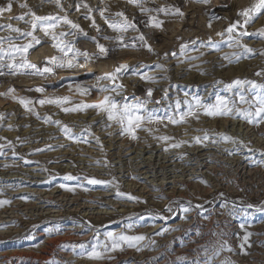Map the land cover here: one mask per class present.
Segmentation results:
<instances>
[{
    "label": "rangeland",
    "instance_id": "1",
    "mask_svg": "<svg viewBox=\"0 0 264 264\" xmlns=\"http://www.w3.org/2000/svg\"><path fill=\"white\" fill-rule=\"evenodd\" d=\"M245 1L248 3L246 4ZM256 2L257 0H208L207 3L202 0H137V2L60 0L62 7H58L55 0H12V11L0 13V24H11L22 31H31L30 23L26 22L31 20V16H25L24 20L15 17L32 11L39 16L67 15L83 30L81 32L80 29H72L59 21L57 27L52 30L57 34V39L53 40L51 34L45 35L40 28L36 29L34 35L40 39L41 43L29 50L27 54L29 62L40 68L45 67L47 58L62 55L55 47L60 41L80 53H88L90 58L84 59L81 56L75 61L77 67L55 68L52 74L41 76L30 74L32 71L30 69H9L7 65L12 62L11 58L0 54L3 55L2 62L5 65L0 68V72L4 73L0 75V94L7 93L9 88L14 89L12 93L0 95V138H6L0 139V145H2L0 175L4 171L6 174L5 179L1 178L0 181V201H9L7 204L0 205V211H12L11 203L13 202H15L14 208L19 209L16 212L15 209L13 210L18 216L12 222L0 224V230L7 232L0 234V264H50V262L51 264H264V211L259 210L264 208V196L256 199L247 197L240 193V189H238L239 192L237 190L231 193L225 192L217 181L214 186L210 182V185L207 184L205 176L207 155H202V158L188 157L189 151L206 147L208 142L215 147L212 152L218 156L221 155L220 150L225 145L242 149L243 146L238 142L243 141L247 144L245 128H261L264 124L257 126L249 123L235 111L230 115L209 116L204 113L203 107L197 108V100L200 101L201 106L213 105L216 103L217 96L226 98L230 107L242 111H254L258 106L256 97L264 93V89H253L250 84L233 85L232 88H228V85L237 79L264 84V36L258 34V31L264 28V14L258 15L253 22L246 25L247 32L256 34L241 38L242 44L254 50L252 53L236 46L235 43L229 46L226 33L224 36L218 35L224 32L229 24L237 20L242 21L243 17L239 13ZM7 3L8 0H0V7H5ZM21 5H27V7H21ZM141 7L145 10L141 11ZM162 7L170 10L178 7L183 12V16L156 11ZM101 11L104 12L103 16ZM119 12H123L128 21L135 24V27L128 28L126 32L109 27L110 23L123 22V17L116 15ZM153 16L163 21L160 28L152 26ZM93 19L95 27L92 23ZM60 32L70 34L61 37L58 35ZM141 34L151 45L152 51L141 47L139 40L133 41L132 38ZM121 35L125 43L135 42L137 46L121 47L118 39ZM7 36H12L14 39L3 42L5 49L9 43L24 44L31 39V37L15 39L19 36L18 33L7 28L0 29V37ZM92 37L96 38L95 41ZM209 37L214 42L212 45L206 43ZM193 40H197L195 48L190 43ZM97 41L109 49L107 56L97 58L93 55L98 52ZM201 41L205 43H200ZM183 44H187L188 47L181 53L180 48ZM38 51L42 55L39 54L38 58H34L33 55H36ZM73 56L74 53L69 52L67 59H73ZM16 59L20 60L19 55ZM119 64L131 66V70L116 82L124 85L123 89H117L120 95L115 96L119 103H142L155 116L165 118L172 116L176 119L192 108L196 111L198 118L187 116L185 123L178 124H172L167 119H164L162 123H146L142 128L137 129V138L133 139L131 134L122 133L120 125L107 121L106 114L98 113L96 109L69 112L62 110L63 107H73L81 102L92 104L103 99L108 93L99 89L110 82L98 80L97 77L112 72ZM136 70L152 76L153 79H141L140 75L133 74ZM13 72L15 74H12ZM69 72L85 73L79 78L67 75ZM76 85L94 87H91L87 94L81 95L76 91ZM39 87L44 89L43 93L36 91ZM149 88L153 89L151 95L147 91ZM241 95L244 96L245 102H241ZM57 96H68L70 100L63 106L38 103L39 99ZM20 98L33 101L29 105L32 108L31 112L20 103ZM95 118L101 120L91 121ZM57 120L61 123L51 122ZM76 121L84 124L75 123ZM85 121L88 122L85 123ZM106 124H111V127H106ZM64 125L72 129L75 139L66 137L63 131ZM234 127L235 129H232ZM149 128L152 131H148ZM29 130L37 132L31 137L33 140L24 135ZM184 130L191 132V136H183L181 132ZM43 132L46 135H52L50 139L37 137ZM205 133L208 134L209 139L196 143L193 138L203 137ZM218 133L235 138L237 143L220 139ZM163 136H168L170 139L167 141L158 139ZM188 136L191 139H185ZM96 137L99 138V142ZM9 141H11L10 144ZM110 141L114 145L110 146ZM181 141L186 143H180ZM173 143H180V147H170ZM142 144L150 146V149L166 144L168 150L178 152L176 163L181 164H178V169L169 166L157 169L158 166L152 164L157 171L155 177L151 178V182L138 178L136 171L131 177L116 173L115 168L118 167V164L114 163L117 161L116 156L125 155L129 147L140 151L143 149ZM47 145L52 147L49 149ZM88 147L101 154H96L95 158L85 153L69 155V157L81 155L94 161L87 166L77 167L76 160H56L60 152L74 153L76 150L81 151L82 148V152H87L88 150L85 149ZM36 149L44 150L36 151ZM123 149H125L123 154H119ZM215 158L219 160L217 156ZM186 160L190 162L188 167L184 165ZM198 160L203 161L201 166L205 173L196 168ZM32 166L40 167L38 172L43 173L42 181L32 183V180L19 178H31L20 172ZM220 166L221 162L216 161L217 175L221 173ZM95 167L104 168L106 174L99 175L96 170H93ZM121 167L126 174L129 170H133L130 163H123ZM193 171L199 174H196L194 179L187 178L192 175L185 174ZM10 173L18 175L14 178L15 181L7 179V174ZM69 173L77 179H65ZM174 173L182 174L180 177L182 181L176 182L175 187L159 181L160 178L169 177V174L171 176ZM86 177H94L110 183L91 185L87 183ZM61 185L74 187L76 190L68 191ZM6 186L18 191L35 189L50 192L59 189L63 197L79 196L85 200H89L94 194L110 192L113 195L112 201L126 202L133 206L126 213L107 215L109 218L106 219H86L65 210L52 220H44L49 217L37 218L36 216L29 219L26 214L30 211V204L36 202L37 196L31 192L22 191L11 196L12 199H10ZM139 190L141 193L138 192ZM117 192L130 194L138 199H129L127 195H117ZM226 198L237 205V209L234 210L237 212H234L232 216L233 223L222 216V202ZM243 198L249 204H246ZM185 207L190 209L187 213L183 211ZM217 219H219L218 222L215 221ZM240 222L246 223L245 225L249 228ZM175 223H180V227L175 228ZM108 233L117 237L121 234L143 235L145 239L136 242L135 246L130 247L127 242H120L118 247L113 248V241ZM60 237H71L74 240L47 244L48 240ZM94 249L102 254L101 259L90 258L89 254ZM214 252L219 254L213 255Z\"/></svg>",
    "mask_w": 264,
    "mask_h": 264
},
{
    "label": "snow or ice",
    "instance_id": "2",
    "mask_svg": "<svg viewBox=\"0 0 264 264\" xmlns=\"http://www.w3.org/2000/svg\"><path fill=\"white\" fill-rule=\"evenodd\" d=\"M56 4L58 7H62L60 4V0H55ZM130 2H137V0H130ZM202 2L207 3L208 0H202ZM21 7H27V5H21ZM84 7H87V5H84ZM13 8V3L12 0H8V3L5 7H0V13H5V12H11ZM145 9L141 7V11H144ZM77 11H79V6H77ZM157 12H164L167 14H175L179 16H183V12L181 11L180 8L176 7L173 9H169L167 7H162L158 8L156 10ZM264 14V0H257L255 4H253L249 8L243 9L239 15L243 17V20H237L231 24L225 29L224 32L218 33L220 36H224L225 33L227 34V39L229 41V46H232L233 43L236 44V46L241 47L245 49L247 52L252 53L254 50L250 48L246 44L241 43V38L245 36H252L255 35L256 33H249L247 32L246 25L250 24L253 22L255 18L258 17V15ZM104 15V12L101 11V16ZM117 16L123 17V22L120 24L117 23H110L109 27L113 29H118L120 32H126L128 28H134L135 24L130 23L128 21V18L124 16L123 12L116 13ZM25 16H31L30 21H26L30 23L31 25V31H22L18 27H14L11 24H0V29L7 28L12 32H16L19 34V36L15 37V39H19L22 37H31V39L24 44H13L9 43L7 49L3 46V42L5 40L11 41L14 38L12 36H7V37H0V54H5L9 56L12 60L11 63L7 65L9 69H19V68H25V69H30L32 70L30 74L32 75H47V74H52L54 72L55 68H67V69H73L77 67V64L75 61L80 58L81 56L84 59H89L88 53H80L77 50H74L70 45H66L63 43V41L57 42L55 47L59 50V52L62 54L60 56H52L46 59L45 64L46 66L43 68L38 67L36 64L31 63L27 59V54L29 53V50L34 48L35 45H38L41 43L40 39H38L34 35V31L38 28H40L45 35H52L53 40L57 39V34L53 32L52 30L57 27V23L59 21H62L64 24L70 26L72 29H80V26L78 24H75L72 20L68 18L67 15L64 16H39L35 12L29 11L28 13H25L23 15H20L18 17H15L16 19L24 20ZM87 18V17H86ZM152 26L156 28H160L162 26L163 21L158 20L155 16L152 18ZM218 19V17H217ZM93 26L95 27V20L93 19L92 21ZM209 27H211V23H209ZM81 32H83L82 29H80ZM70 33H64L60 32L58 35L63 37L65 35H68ZM85 36L87 33H83ZM259 35L264 36V28H261L258 31ZM92 39L95 41V37H92ZM120 41V46L121 47H135L137 46L136 43L128 44L124 42V37L121 35L119 38ZM133 41L139 40L141 42L140 46L141 47H146L148 48L149 51H152V47L150 44L146 42V39L143 34L139 35L138 37L132 38ZM193 48H195L197 44V40H193L190 42ZM200 43H205L201 41ZM208 45H212L214 42L212 41V38L209 37L208 41L206 42ZM97 47H98V52L94 53L93 55L96 56L97 58L100 56H107L109 49L105 47L104 44H100L97 41ZM188 47L187 44L181 45L180 51L181 53L184 52V50ZM73 52L74 56L73 59H67L68 53ZM19 55L20 60L17 61L16 57ZM167 55V53L165 54ZM175 55V53H173ZM227 59V56L225 57ZM239 59V57H237ZM3 55H0V68H3L5 65L3 64ZM158 67H163V65H158ZM131 70V66L128 64H119L118 66L115 67V69L112 72H108L103 74L100 77H97L98 80H107L110 83L108 85L100 87V91L108 93L101 99L100 101L96 103H78L73 107H63L62 110L64 112H69V111H84L86 109H96L98 110V113L102 112L106 114L107 121L109 122H114L118 125L121 126L122 128V133H128L131 134L133 139H136V131L137 129L142 128L146 123L151 124V123H162L164 119H167L168 122L172 124H178V123H185L186 122V117L187 116H196L198 118V115L196 111H194L192 108L189 109L187 113L181 114L179 119H176L172 116L168 117H159L155 116L153 112H150L147 110L146 106L142 103H119L116 99L115 96L120 95V92L117 90L123 89L124 85L123 84H117L116 82L119 80V78L128 73ZM3 72H0V75H3ZM12 74H15L13 72ZM133 74H138L141 76V79H146V80H152V76H148L144 73H140L139 70H136ZM257 75H261V73H257ZM244 84H250L253 89H264V84H258L256 81H247V80H235L233 81L232 84L228 85V88H232L233 85H244ZM94 86H88V87H83L80 85H76V91H78L81 95H85L88 93L89 89ZM14 89L9 88L7 93H3L0 95H7L8 93H12ZM36 91L43 93L44 89L42 87H39L36 89ZM148 94L151 95L153 89L149 88ZM70 98L68 96H57L54 98L50 97H45L42 99L38 100V103L40 105L44 104H58V105H65L69 102ZM241 102L244 101V96H240ZM20 103L25 106V108L31 112L32 108L29 107L30 104L33 103L30 99H25V98H20ZM256 103L257 107L255 108L254 111H242L240 109L230 107L229 102L226 98L217 96L216 98V103L213 105H207V106H201L200 101L197 100V108L203 107V111L206 115L209 116H224V115H230L234 111L238 115H242L249 123L255 124V125H260L261 123H264V93H260L256 97ZM50 119V118H48ZM56 124H60V121H51ZM106 127H111V124H106ZM166 126V125H165ZM11 127V126H10ZM63 131L68 139H75V136L72 132V129H70L67 125L63 126ZM148 131H152L151 128L148 129ZM220 139L224 141H231L232 143H237L236 139L225 135V134H217ZM0 139H6V138H0ZM158 139L162 140H169L170 138L168 136H163V137H158ZM196 143H202L205 140L209 139V136L207 133L203 135V137L197 136L193 138ZM96 140L99 142V138L96 137ZM86 142V141H85ZM11 141H9V144ZM180 143H186V141H181ZM180 143H173L170 145V147L173 148H178L180 147ZM239 145H242L243 147H248L246 144H244L243 141L238 142ZM61 147H65L66 145H60ZM47 148H51V145H47ZM0 148H2V145H0ZM44 149H36V151H43ZM167 150V149H165ZM249 151H252L251 148L248 149ZM65 179L67 180H75L77 177L73 176L71 173L67 174ZM88 184L91 185H96V184H107L110 183L109 181H102L94 177H86ZM62 188H67L68 191H75L76 189L74 187H68L67 185H61ZM117 195L123 196L127 195L129 199L137 200V197L131 196L130 194H125V193H120L117 192ZM9 201H0V205L7 204ZM200 207V206H198ZM249 207H252V205H249ZM190 209L185 207L183 211L187 213ZM260 211H264V208H260ZM199 234V233H197ZM250 235V233L248 234ZM109 238L112 239L113 244L112 247L116 248L119 246L120 242H127L128 245L135 246L136 242L142 241L145 239L143 235H137V236H128V235H123L121 234L120 236H114L112 233H108ZM245 241L247 240V235L245 236ZM243 248V244L241 245ZM223 248V244L221 245V249ZM230 250V249H229ZM218 252H214L213 255H218ZM90 258L93 259H101L102 254L95 249L89 254ZM211 259V258H209ZM51 264V262H50Z\"/></svg>",
    "mask_w": 264,
    "mask_h": 264
},
{
    "label": "bare ground",
    "instance_id": "3",
    "mask_svg": "<svg viewBox=\"0 0 264 264\" xmlns=\"http://www.w3.org/2000/svg\"><path fill=\"white\" fill-rule=\"evenodd\" d=\"M246 2V1H245ZM248 2H246L247 4ZM228 12V11H227ZM206 13V12H205ZM210 14V13H209ZM199 19V18H198ZM203 19V18H202ZM199 22V21H198ZM228 23V22H227ZM193 24V23H192ZM184 26V25H183ZM213 28V27H212ZM212 30V29H211ZM209 32V31H208ZM212 32V31H211ZM48 40V39H47ZM48 42V41H46ZM46 45V44H45ZM47 47V46H46ZM45 47V48H46ZM42 49V47L40 48ZM44 51V50H43ZM47 51V50H46ZM45 51V52H46ZM51 52V51H50ZM39 54H41L39 51L38 53H36V55H33L34 58H38L39 57ZM50 54V53H49ZM169 54V53H168ZM42 55V54H41ZM51 56V54L49 55ZM42 58V56H41ZM40 59V58H39ZM89 70V69H87ZM91 70V69H90ZM89 70V71H90ZM86 71V70H85ZM78 72V71H77ZM67 73V75L69 76H77V77H81L85 72H82V73ZM49 80V79H48ZM62 80V79H61ZM50 81V80H49ZM69 81V80H68ZM138 81V80H137ZM20 82V81H19ZM21 83H23L21 81ZM48 83V82H47ZM132 83V82H131ZM139 83V81H138ZM137 83V84H138ZM54 84V83H53ZM141 85V84H139ZM101 120L100 118H95V119H92L91 121H94V122H97ZM88 122V121H85V123ZM75 123H78L77 121ZM78 124H84V123H78ZM242 127V126H241ZM232 129H235L232 128ZM242 133V132H241ZM37 134V132H33V130H29L27 131L24 135L25 137H28L30 140H33L31 137L33 135ZM49 134V133H48ZM181 134L183 136H186V135H190L192 134L191 132L189 133V131H186L184 130L183 132H181ZM45 136V137H44ZM52 135H46L44 132L43 134H39L37 135L38 138H43V139H47L51 137ZM191 136V135H190ZM188 136V138H185L187 140L191 139V137ZM24 138V137H23ZM29 142V141H28ZM157 142V141H156ZM167 143V142H165ZM146 144V143H145ZM162 144V143H161ZM110 146L114 145V143H112L110 141L109 143ZM141 145V144H139ZM138 145V146H139ZM143 145V144H142ZM148 145V144H147ZM153 145V143H152ZM166 145V144H165ZM165 145H159V146H156L154 148L151 147V149L147 146H144L143 145V149H141L140 151H136V150H133V148H130L128 149L127 153L125 155H117L116 156V160L117 161H114V163L117 165L118 164V167L115 168L116 170V173H118L120 176H124V177H131L132 174H134L133 172L136 171V176H138V178H141L143 180H150L151 182V178L152 177H155L154 175H156V171L159 167H161L162 169V166H169V167H175L174 169H178V164L180 165L181 163H176V161L178 160L177 156H178V152H176V150H168V146H165ZM206 146V145H205ZM136 147V146H135ZM140 147V146H139ZM201 147V146H200ZM167 149V150H165ZM185 149V148H184ZM215 149L214 146H212V144H210V142H208V146L206 147H201L197 150H193V151H189V156L190 159L192 158H199L201 157L202 155L206 154L207 155V160L205 162V167H206V180H207V184H209V180L211 178V175H214V172H211V162H212V159H215L213 156H214V153L212 152V150ZM61 150H64V149H61ZM83 148L81 149V151H78L76 150L74 153H71L70 151H64V152H60L58 155H60L59 157L56 156V160L57 161H65V160H76L77 162V167L79 166H87V164H89L90 162H94L93 160H90V158H87V157H82L81 155H79L78 157H75V156H72V157H69L70 154L72 155H76L77 153L78 154H87L89 155L90 157L92 158H95L97 157L96 154H101V153H97L96 151H93L91 149V147H88L87 149H85L87 152H82ZM125 149H123L121 151V153L119 154H123L122 152L124 151ZM178 151V150H177ZM135 152V153H134ZM206 152V153H205ZM132 153H134L132 155ZM127 155H129L130 157H126ZM204 157V156H203ZM185 158V157H184ZM202 158V157H201ZM189 159V160H190ZM197 160V159H196ZM98 161V160H97ZM187 161V160H186ZM184 163V165L186 167H188V165H190V162H186ZM218 161V160H217ZM194 162V161H193ZM199 162V160H198ZM203 162V161H202ZM202 162H199L197 163L198 165L196 166V168L201 171L203 170L202 168ZM123 163H130V165L133 166V170L131 169V171L129 170L128 171V174L126 173H123V171L121 170L122 167H121V164ZM152 164L158 166L157 169L156 167H153ZM192 164V163H191ZM204 164V163H203ZM126 165V164H125ZM6 167V166H5ZM40 167L38 166H32L30 168H27V169H23L21 170L20 174H26V176H31V178H26V177H19L21 180H28V181H33L32 183H37L39 181H42L43 180V173L42 172H38ZM165 168V167H164ZM182 168V167H181ZM180 168V169H181ZM184 168V167H183ZM193 168V167H192ZM195 168V167H194ZM9 170H13V169H9ZM93 170H96L99 175H102V174H106L105 172V169L104 168H100V167H95L93 168ZM184 170V169H182ZM180 170V171H182ZM194 170V169H193ZM4 171V170H3ZM168 171V170H167ZM171 171V170H170ZM173 171V170H172ZM160 172V170H159ZM157 172V173H159ZM166 172V171H165ZM165 172H162V173H165ZM183 172V171H182ZM186 172V170H185ZM161 173V172H160ZM159 173V174H160ZM167 173V172H166ZM172 173V172H171ZM187 173V172H186ZM202 173V172H201ZM203 173H205V171L203 170ZM2 174H4V176H2ZM0 175V181L2 179H5L6 177V174H5V171L4 173H2ZM196 174H199L196 173V171L194 172H191V173H188V174H185L186 176L189 175L191 177H187V178H193L196 177L195 175ZM118 175V176H119ZM182 175V174H181ZM181 175H178V174H172L170 176L169 174V177H162L159 179V181H161L162 183H165L166 185H173L175 187V183L176 182H179V181H182V178ZM184 175V174H183ZM203 175V174H202ZM7 179L9 180H13L15 181L16 178L18 175H15V174H7ZM160 176V175H159ZM168 176V175H167ZM199 177V176H198ZM2 178V179H1ZM186 178V180H187ZM18 180V179H17ZM165 180V181H164ZM154 181V180H153ZM152 181V182H153ZM190 181V180H189ZM192 181V180H191ZM194 181V180H193ZM158 182V181H157ZM185 182V181H184ZM181 184V183H180ZM210 185V184H209ZM135 186V185H134ZM178 186V185H176ZM214 186V185H213ZM217 186V185H216ZM215 186V187H216ZM7 187V195H8V198L12 199L11 196L13 197L14 195H16L17 193H20L22 191H28V192H31L33 194H35L37 196V200L36 202H34L33 204H30V208L26 205V207L29 208L30 211H28L29 213L26 214V217L27 218H33V216H36L37 218L38 217H44V218H47V219H44V220H52L54 218H56L59 214H61L62 212L67 211V212H71L73 213V215H79L81 217H84L86 219H90V218H95V219H106V218H109L107 217V215H113V214H117V213H126V211H130V208L131 205L130 203H126V202H114L112 201V194L110 192H104L102 194H94L92 195L93 197H91L89 200H85L83 199L82 197H79V196H76V197H72V198H66V197H63L62 196V191L59 190V189H56V190H53V191H46V190H35V189H25V190H15V189H10ZM133 187V186H132ZM172 187V186H170ZM144 188V187H142ZM178 188V187H177ZM140 189V188H139ZM209 189V187H208ZM213 189V188H211ZM210 189V190H211ZM3 190V189H2ZM5 190V189H4ZM138 190V189H137ZM136 190V191H137ZM144 190V189H143ZM220 190V188H219ZM140 192V190L138 191ZM141 192H142V189H141ZM140 192V193H141ZM65 195V194H64ZM232 196V195H231ZM212 199V198H211ZM236 200V199H235ZM17 205L19 203H16ZM11 205L13 206V210L15 209V212L16 210H19L18 208H14V205H15V202L11 203ZM10 205V206H11ZM16 205V206H17ZM21 205L23 206V204L21 203ZM241 205V204H240ZM212 206V205H211ZM19 207V206H17ZM208 207V206H207ZM9 208V207H8ZM133 208V207H132ZM11 210V208H9ZM24 209V208H23ZM12 211H9V210H2L0 211V224L4 225V224H9L10 222H12L16 216H18V214L16 215L14 212ZM27 210V209H26ZM25 210V211H26ZM132 210V209H131ZM223 211V210H222ZM24 212V210H23ZM19 213V212H17ZM27 213V212H26ZM70 213V214H71ZM20 215V214H19ZM217 215V214H216ZM21 217V216H20ZM35 217V218H36ZM216 218V216H214ZM218 217V216H217ZM222 217V216H221ZM246 217V216H245ZM18 218V217H17ZM239 218V217H238ZM237 218V219H238ZM243 218V217H242ZM22 219V218H21ZM213 219V218H212ZM219 219L215 220L218 222ZM246 220V219H245ZM221 221V220H220ZM244 221V220H243ZM222 223V222H221ZM237 223V222H235ZM241 223V222H240ZM240 223H239V226H240ZM252 223V222H250ZM224 224V223H223ZM242 224V223H241ZM246 224V223H245ZM245 224H242V225H245ZM180 223H175L174 224V227L177 228L178 226L180 227ZM247 225V224H246ZM246 228H249L248 226H246ZM222 226V225H220ZM236 226V225H235ZM238 226V227H239ZM237 227V226H236ZM235 227V228H236ZM243 227V226H242ZM10 229V228H9ZM156 229V228H155ZM224 229V228H223ZM237 229V228H236ZM243 229V228H242ZM253 229V228H252ZM228 230V228H227ZM244 230V229H243ZM249 230V229H248ZM7 231V230H6ZM10 231V230H8ZM151 232V231H150ZM238 232V231H237ZM242 232V231H241ZM245 232V231H244ZM4 233H7V232H4V231H1L0 230V234H4ZM253 235V234H252ZM251 235V236H252ZM255 235V234H254ZM256 237V236H255ZM251 238V237H250ZM254 238V237H253ZM261 238V237H260ZM264 238V236H263ZM262 239V238H261ZM73 241L74 239H72L71 237H60V238H57V239H51V240H48L47 241V244H56V243H59V242H62V241ZM255 240V239H254ZM264 241V240H263ZM257 244V243H255ZM236 256V254H235ZM261 258V257H259ZM5 261V260H4ZM4 263V262H3Z\"/></svg>",
    "mask_w": 264,
    "mask_h": 264
},
{
    "label": "built area",
    "instance_id": "4",
    "mask_svg": "<svg viewBox=\"0 0 264 264\" xmlns=\"http://www.w3.org/2000/svg\"><path fill=\"white\" fill-rule=\"evenodd\" d=\"M245 134L248 147L237 149L232 145H225L220 150V156L213 152L221 162V173L217 175L215 172L217 159L213 156L215 159H212L210 171L214 172V175H211L210 184L214 185L217 181L225 192L231 193L240 189V193L256 199L264 196V124L261 128H245ZM249 148L252 151H249ZM246 204L249 203L246 201ZM222 207V216L233 223V213L237 212L234 211L237 209L236 203L226 198Z\"/></svg>",
    "mask_w": 264,
    "mask_h": 264
}]
</instances>
